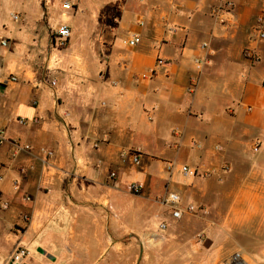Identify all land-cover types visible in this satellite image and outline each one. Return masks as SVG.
<instances>
[{
	"label": "crops",
	"instance_id": "0c3cea01",
	"mask_svg": "<svg viewBox=\"0 0 264 264\" xmlns=\"http://www.w3.org/2000/svg\"><path fill=\"white\" fill-rule=\"evenodd\" d=\"M226 1L234 10L223 25L212 11ZM263 10L264 0H0V129L8 139L0 145V264L19 248L29 251L25 264H97L94 255L104 258L116 235L157 228L168 193L193 201L207 194L204 178L223 176L221 164L237 165L235 174L241 163L263 165L264 147L250 157L252 141L264 139V42L255 32ZM63 22L72 32L64 45L56 33ZM133 35L141 39L134 49L125 45ZM248 48L258 64L246 59ZM159 59L165 67L152 80L138 79ZM129 150L142 153L140 167L124 162ZM169 163L215 174L186 178L168 173ZM259 168L252 179L264 175ZM134 183L144 187L139 195ZM234 195V207L256 203L264 212L260 183ZM241 219L220 227L211 256L206 227L200 248L191 243L199 261L185 264H220L232 240L224 228ZM256 234L264 238L261 228ZM170 238L174 256L188 261L180 237Z\"/></svg>",
	"mask_w": 264,
	"mask_h": 264
},
{
	"label": "rangeland",
	"instance_id": "374dc122",
	"mask_svg": "<svg viewBox=\"0 0 264 264\" xmlns=\"http://www.w3.org/2000/svg\"><path fill=\"white\" fill-rule=\"evenodd\" d=\"M263 140L262 137H258V139L255 138L252 141L250 157H256L259 154L262 147H264ZM258 143L260 144L258 145ZM256 147L259 149V151H256L257 153L254 150ZM242 160H247V158H242ZM224 164L231 167L228 173H223L222 177L203 179L205 182L203 186H205L207 194L199 190V192L197 191V195L194 194L195 197L194 199L192 198L193 201L184 198L186 204L192 203L199 208L197 213L192 216H186L180 221H189V224L179 227L177 223L172 222L170 210L165 207L159 212V217L156 220L158 225L157 228L148 227L147 229H138L136 231L139 232H134L132 236H129V234L116 235L117 243H113L110 248L106 245L104 250H107V252L104 258L98 259L99 255L95 254L93 260L98 262L97 264H164L160 262L163 256L168 257L169 261L171 260V264L198 262V257L201 256V254L193 250L192 241L197 245L196 247L200 248L201 244L198 242L201 240V237H203V232L206 227L213 226L210 229V231H213L210 236L211 240L214 242L208 246L202 245L205 252L207 254L210 252L209 256H211V249L215 248L217 246L216 241L222 238L220 227H224V223H226L228 218L231 219L239 216V218L242 217V219L237 222L238 224H234V228L229 227L230 230L224 228L228 234H231L232 240L226 244L223 252L224 254L227 253V256H225L224 259V255L221 257L223 260L220 264H235L233 262V255L239 252H242L244 255L259 254L260 258H254L253 260L247 257V260L249 264H264V238L256 234L261 228L263 233L262 237H264V228H262L264 227V212L260 211V208H255L256 203H251L249 209L246 205H242L240 208L234 207L232 203V200L236 198L234 194H239L243 188H248L253 185L258 186L259 183L264 186V175L259 179H252L250 176L253 168L257 169L260 167L259 169H264V164L255 165L241 163L240 167H238V173L236 174L237 165L227 162ZM220 166H222V164ZM234 208H239V210L235 212ZM247 210L249 211L247 212ZM253 212L256 213V216L252 219H246L247 215H251ZM257 214H260V217ZM162 222L168 224V230L166 232H162L159 229V225ZM173 235L180 237L182 241L181 247L184 248L182 251L183 255L186 253H188V255L192 254L191 257L187 259L188 261L184 260V258L181 259V255L174 256L172 241H166V239H171L170 236ZM161 238L165 239V244L163 246L159 245L157 241ZM142 250L145 254L144 256L148 257L143 261L141 256ZM46 261L48 263V260Z\"/></svg>",
	"mask_w": 264,
	"mask_h": 264
},
{
	"label": "built area",
	"instance_id": "2783aa9c",
	"mask_svg": "<svg viewBox=\"0 0 264 264\" xmlns=\"http://www.w3.org/2000/svg\"><path fill=\"white\" fill-rule=\"evenodd\" d=\"M141 2L145 0H140ZM64 9L66 11H70L73 9V5L70 2H65L64 3ZM234 10V3L231 1H226L223 4L215 7L212 11V16L216 19V21L220 24L225 25L227 23V16L231 15ZM14 19L18 20L19 17L15 16ZM143 24V21L141 22ZM255 32H256V39L258 42H264V10L263 12L259 15L257 18V24L255 27ZM59 39L62 42V45L71 37L72 32H71V27L68 25L67 22H63L58 30L56 31ZM141 39L138 35H133L132 37H128V39L125 41V45L128 46L129 48H136ZM3 46H6V43H3ZM209 47L208 43H205L202 45L203 50H207ZM244 55L247 60H249L253 64H258L261 61V57L258 54V52L255 49L248 48L245 50ZM197 63V69L202 70L206 61L205 59H198L196 61ZM165 67V61L162 59H159L157 61V65L154 70L148 72V73H143L140 75H137L138 79L141 80H152L158 71V69ZM10 82L17 83L18 79L17 77L13 76L10 79ZM54 84V83H53ZM197 84V80L193 81V85ZM264 86V83H263ZM192 89H194V86H192ZM21 123H24L23 121ZM8 139L6 137V131L4 129H0V145L4 144L7 142ZM259 145V143H258ZM17 151H29L31 150V147L26 145V146H21L20 144L15 145ZM194 146L200 147L198 143H194ZM216 150L221 151V148L219 146L216 147ZM258 150V147H256V151ZM40 152L45 155L48 159L52 158L54 156V153L50 150L47 149H41ZM142 158L143 155L140 152V150H129L123 153V160L124 162H130L131 165L134 167H140L142 164ZM178 170V172L183 175L186 178H197V177H203L206 175L210 174H215V171L211 170H206L205 167L199 166L195 168H191L187 165H180L177 167V165L173 163H169L167 165V171L168 173H174L175 170ZM231 167L229 165L223 164L219 170L221 173H228L230 171ZM112 178L116 177V174L113 173L111 175ZM130 192L139 195L144 187L142 184L134 183L130 186ZM160 203L167 207L170 210V216L171 219L175 221H180L182 220L186 215H193L198 212L199 208L196 207L193 204H185L184 198L182 197L181 194L176 193V192H170L164 197L160 199ZM25 220H29L28 217H25ZM159 229L162 232H166L168 230V224L166 222H162L159 225ZM29 257V251L24 248H19L17 251L14 253L11 262L9 264H25V260ZM233 262L235 264H246V260L244 258V254L242 252L236 253L233 257Z\"/></svg>",
	"mask_w": 264,
	"mask_h": 264
},
{
	"label": "bare ground",
	"instance_id": "6f19581e",
	"mask_svg": "<svg viewBox=\"0 0 264 264\" xmlns=\"http://www.w3.org/2000/svg\"><path fill=\"white\" fill-rule=\"evenodd\" d=\"M240 264V263H239Z\"/></svg>",
	"mask_w": 264,
	"mask_h": 264
}]
</instances>
